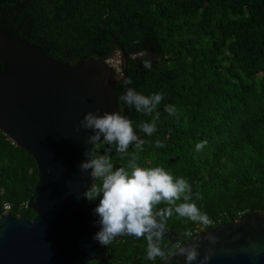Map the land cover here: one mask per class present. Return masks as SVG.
<instances>
[{
  "label": "trees",
  "instance_id": "obj_1",
  "mask_svg": "<svg viewBox=\"0 0 264 264\" xmlns=\"http://www.w3.org/2000/svg\"><path fill=\"white\" fill-rule=\"evenodd\" d=\"M0 30L70 65L124 50L131 87L145 95L163 92L158 131L143 137L141 148L130 146L129 156L113 149V163L126 166L136 155L141 167L185 177L192 202L212 223L174 214L161 241L166 255L155 264L175 251L172 244L185 230L195 236L243 214L264 213V0H0ZM127 87H115L121 110ZM165 104H174L178 115L166 113ZM125 114L134 125L152 120L131 107ZM156 139L165 147L156 148ZM200 141L206 144L197 151ZM106 147L94 146L92 153ZM37 179L32 156L0 131V216L9 204V215L33 220L36 213L25 204ZM84 201L94 208L99 203ZM146 247L143 238L122 236L87 264H153Z\"/></svg>",
  "mask_w": 264,
  "mask_h": 264
},
{
  "label": "water",
  "instance_id": "obj_2",
  "mask_svg": "<svg viewBox=\"0 0 264 264\" xmlns=\"http://www.w3.org/2000/svg\"><path fill=\"white\" fill-rule=\"evenodd\" d=\"M129 58L124 50L113 55L121 72L112 58L70 65L0 30V131L32 156L38 170L25 204L36 213L33 220L0 216V264H87L105 256L109 245L93 240L98 217L82 196L93 178L77 167L88 158L92 133L76 129L89 111L126 116L115 87L128 79ZM194 237L185 243H199L198 260L211 249L208 264H264V213L243 214ZM173 253L162 264H185Z\"/></svg>",
  "mask_w": 264,
  "mask_h": 264
},
{
  "label": "clouds",
  "instance_id": "obj_3",
  "mask_svg": "<svg viewBox=\"0 0 264 264\" xmlns=\"http://www.w3.org/2000/svg\"><path fill=\"white\" fill-rule=\"evenodd\" d=\"M143 67L151 70L150 59L143 60ZM128 85L120 100L127 107L134 108L138 113L152 116L151 122L135 124L119 110L98 115L89 111L79 121L77 131L90 130L87 143L91 149L84 153L88 158L77 167L81 172H89L93 182L82 193L88 201L99 200L93 209L98 218L94 221L99 230L93 235V240L101 246L109 245L122 236L143 238L147 241L146 259L155 264L157 257H164L165 251L161 241L167 236V221L174 214L186 218L193 223L210 225L212 220L195 202H192V185L185 177H174L172 173L161 166L141 167L137 164L138 157L131 155L126 166H116L112 160L114 149L121 158L129 156V147L141 148L146 143L143 138L151 137L158 131L157 121L160 119L158 106L164 100L163 92H153L148 95L131 87L133 81L128 78L123 81ZM164 111L170 116L178 115L174 104H165ZM143 134V135H141ZM206 141L196 143L200 151ZM107 146L103 154L94 155L93 146ZM156 148H164L160 139L155 140ZM97 181L99 183H97ZM183 201L177 203L178 201ZM165 207L158 208V205ZM191 230H185L181 240L172 244L173 254L184 257L185 264H208L212 250L202 258L199 243H184L193 241ZM209 241L215 243L216 237L209 236Z\"/></svg>",
  "mask_w": 264,
  "mask_h": 264
},
{
  "label": "rangeland",
  "instance_id": "obj_4",
  "mask_svg": "<svg viewBox=\"0 0 264 264\" xmlns=\"http://www.w3.org/2000/svg\"><path fill=\"white\" fill-rule=\"evenodd\" d=\"M116 54H117V53H116ZM109 61H110V60H109ZM111 64H112L114 67H116V70H118L119 72H121V71H120V68H119V66H120L119 61H115V60H113V57H112Z\"/></svg>",
  "mask_w": 264,
  "mask_h": 264
},
{
  "label": "built area",
  "instance_id": "obj_5",
  "mask_svg": "<svg viewBox=\"0 0 264 264\" xmlns=\"http://www.w3.org/2000/svg\"><path fill=\"white\" fill-rule=\"evenodd\" d=\"M111 62V61H110ZM9 209H10V205L9 204H4L3 205V214H7L8 213V211H9Z\"/></svg>",
  "mask_w": 264,
  "mask_h": 264
}]
</instances>
